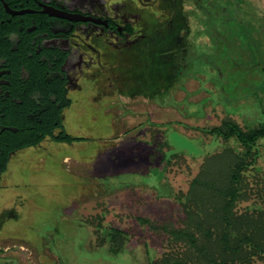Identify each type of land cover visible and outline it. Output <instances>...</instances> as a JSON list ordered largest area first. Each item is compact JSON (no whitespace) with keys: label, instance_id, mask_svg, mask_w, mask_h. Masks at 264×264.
I'll list each match as a JSON object with an SVG mask.
<instances>
[{"label":"rangeland","instance_id":"374dc122","mask_svg":"<svg viewBox=\"0 0 264 264\" xmlns=\"http://www.w3.org/2000/svg\"><path fill=\"white\" fill-rule=\"evenodd\" d=\"M192 1L186 10L198 16L172 44L176 61L144 71L151 88L124 97V113L68 110L65 131L92 142L49 141L12 158L0 204L10 194L26 203L17 242H0V264H264V141L249 152L209 133L226 120L264 126V0ZM236 22L250 24V42ZM127 62L130 74L147 66ZM103 121L112 130L101 131ZM189 230L198 246L178 237Z\"/></svg>","mask_w":264,"mask_h":264},{"label":"flooded vegetation","instance_id":"af4514ba","mask_svg":"<svg viewBox=\"0 0 264 264\" xmlns=\"http://www.w3.org/2000/svg\"><path fill=\"white\" fill-rule=\"evenodd\" d=\"M189 3L0 0V177L22 150L49 141L72 146L75 142H57L49 132L58 136L65 130L66 113L75 104L88 105L95 118H114L117 111L124 113V97L149 90L152 79L144 78V71L154 76L161 60L176 61L180 47L172 44L190 34ZM138 58L147 61L146 69L130 74L125 62ZM110 124L100 122L99 128L112 130ZM25 203L10 194L0 204V242L19 236L16 224Z\"/></svg>","mask_w":264,"mask_h":264},{"label":"trees","instance_id":"16d2710c","mask_svg":"<svg viewBox=\"0 0 264 264\" xmlns=\"http://www.w3.org/2000/svg\"><path fill=\"white\" fill-rule=\"evenodd\" d=\"M191 4H193V1H192ZM195 7H196V5H195ZM192 13L195 16H198V14H196L194 11ZM200 14L201 13L199 12V15ZM234 24H235L234 26L236 27L235 31L237 33H239V34L243 33L244 38L247 41V43L250 42V37L251 36L249 37V34H248V32H250V33L252 32V28H251L250 24L245 23V22H243V23L236 22ZM237 27H238V29H237ZM215 33H219V30L217 29L215 31ZM258 48L261 49V47H259V46H258ZM258 48H257V51H256V55L262 56V54L264 53V50L261 49V52H262L261 53V52L258 51ZM263 56H264V54H263ZM209 133L214 134V135H218V136H220V137H222V138H224L226 140L234 138L245 149H247V151H249V152L252 151L257 146V143L259 141H264V126L254 128L251 131H243L236 123H234L231 120H226V121H224L221 124V126L214 127L212 129H210ZM49 135H50V137H52L57 142H65V143H68V144H71V143L76 142V141L83 140V139H80V138L72 137L65 130H63L60 133V135H58V136H54L51 132H49ZM41 139L34 141L32 143V145H36ZM247 165H249V164L245 163V161H243V160H242V162L239 163L237 171L233 175V179L234 180H236L235 177L238 176L240 174V171L244 170ZM4 169L5 168H3V170ZM198 185H199V181L197 179L192 181V189L195 188ZM227 218H229V217H226V214H224L222 216V223L225 222ZM222 230H223V225H222ZM179 233H180V235L178 237H181L182 239H186L188 241V243L191 244L192 246H198V245H196V238L193 235V233H190V230L188 232L182 231V232H179ZM244 238L247 239L249 237L248 236H244ZM229 248L230 247L228 246V243L225 242L223 249L226 250V249H229ZM236 251H234V249H233V254L234 255L239 254ZM226 253H227V251H224L223 254H226ZM210 259H213V258H210ZM207 263H216V260H207ZM163 264H182V263L179 262V261H176V260L175 261L174 260L173 261L166 260Z\"/></svg>","mask_w":264,"mask_h":264},{"label":"crops","instance_id":"0c3cea01","mask_svg":"<svg viewBox=\"0 0 264 264\" xmlns=\"http://www.w3.org/2000/svg\"><path fill=\"white\" fill-rule=\"evenodd\" d=\"M105 175V174H104ZM15 242H17L16 240H14ZM20 247H25L26 248V250L28 251V246H26V245H24V244H22V245H20ZM15 255H16V253H15ZM18 256V255H17ZM21 259V258H20Z\"/></svg>","mask_w":264,"mask_h":264}]
</instances>
